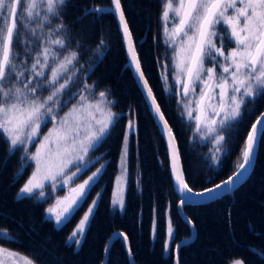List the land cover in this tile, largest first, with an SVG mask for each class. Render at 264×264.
Listing matches in <instances>:
<instances>
[{"label":"trees","instance_id":"1","mask_svg":"<svg viewBox=\"0 0 264 264\" xmlns=\"http://www.w3.org/2000/svg\"><path fill=\"white\" fill-rule=\"evenodd\" d=\"M121 4L144 75L174 132L189 186L199 192L233 175L247 133L264 111V97L246 105L241 119L229 131L220 167L214 169L205 157L206 149L192 145L190 127L179 114L178 98L163 87L161 68L168 58L161 27L163 1L121 0ZM110 5V0H67L63 8L61 22L66 26L70 48L77 49L85 60L93 52H101L86 82L94 84L96 91H107L113 100L112 110L121 117L106 142L94 154L89 153L92 160L102 157L99 162L72 182V186L83 183L105 164L86 202L62 229L56 230L54 221L45 218L52 198L17 199L34 166L21 159L20 151L8 154L7 144L0 137V229L9 233L8 240L0 239V247L27 256L34 264H102L114 232L127 236L136 264H175V245L191 234L178 212L180 198L164 139L126 66L116 20L112 14L86 13ZM129 120L134 121L136 130L129 137L128 184L124 211L120 213L113 211L111 202ZM45 131L44 127L42 133ZM93 200L97 201L96 208L81 244H67ZM184 213L193 223L196 237L181 248L179 264H231L235 260L264 264L258 255L264 253V140L259 143L255 167L241 187L209 204L186 205ZM169 221L173 235L167 245ZM107 264H130L122 239L113 243Z\"/></svg>","mask_w":264,"mask_h":264},{"label":"snow or ice","instance_id":"2","mask_svg":"<svg viewBox=\"0 0 264 264\" xmlns=\"http://www.w3.org/2000/svg\"><path fill=\"white\" fill-rule=\"evenodd\" d=\"M66 3L67 0H42L45 15L36 21L41 28L47 25L50 36L55 33V38H50L48 44L60 48H65L69 42L60 35L61 30L66 27L59 22L62 20ZM111 5L110 8L94 7L91 12L118 17L124 39L128 41V52L131 57L128 66H134L138 79L146 90L151 110L158 120L163 122L162 134L166 133L169 138L170 166L178 192L181 196L187 194L214 199L223 192L230 191L251 164L256 145L264 140V114L251 125L240 161L236 164L237 170L233 175L195 192L183 178V169L177 171L179 149L174 143L175 136L144 77L139 58L131 44V34L121 0H111ZM37 7L36 0H27V3L25 0H0V137L7 144L8 154L20 151L23 153L21 157L23 161L35 163V170L17 193V199L38 196L46 200L51 197V193L46 195L44 191L46 182H51L53 189H56L57 181H60L61 188L71 185L74 178L84 174L90 166L99 162L102 157L92 160L89 153L94 154L106 142L119 122L121 114L111 111L112 102L108 101L106 92H100L99 100L94 103L88 101L87 95L80 94L79 102L60 117L39 142L36 151L28 153L27 145L35 146V138L39 136L41 125L46 126L47 123L56 120L53 115L54 107L59 109L67 106L77 95L69 93V99L63 103L58 99L69 88L71 78L63 83L58 82L61 75L68 71V66L76 61L77 52L64 56L51 67L50 77L45 76L44 69L49 66L50 59L56 60L59 53L45 46L36 53L31 62L27 58L30 54L28 52L30 40L26 33L22 38V32L28 29L35 36V31L30 28L28 22L36 20L40 15L36 11ZM161 19L164 22L166 43L175 45L180 42L176 49L175 67L179 74L177 83L181 85L182 95L190 97L184 102L185 114L189 120H195L196 131L205 133V139L212 137L215 141V150L219 153L225 140L221 132L230 129L232 122L242 116V110L248 102L264 97V0H163ZM169 23L172 24L170 29ZM217 25H223L222 31H217ZM218 38L221 41L219 47L216 43ZM225 39L235 44L227 53L224 50ZM14 42L24 46V57L13 50ZM218 58H222L223 63H220ZM206 59L213 67L205 68ZM29 63L31 78L28 76ZM217 66L222 70L219 76L216 73ZM37 77H43V80L34 84L33 81ZM197 84L201 86L198 96ZM92 87L85 84L84 91L90 92ZM48 88L52 91L47 97L41 98L37 95L38 90ZM135 130L136 124L129 120L122 141L121 175L117 177L118 185L127 182L129 137ZM218 159V156H213V160ZM104 167L105 164H102L83 183L70 187L68 195L62 199L57 198L55 204L46 210L45 218L54 221L56 230L62 229L70 222L86 202L93 183ZM72 168L75 170L69 174ZM185 202V199L181 198L178 207H183ZM96 204L97 201L93 200L68 238L67 244H76L79 247L80 240L77 237H83ZM113 204H119L123 208V197L114 199ZM172 235L173 228L169 221V241ZM0 239L8 240L9 233L0 229ZM124 240L127 241V236ZM176 249H179V245H176ZM165 250H168L167 247ZM258 255L264 259V253ZM0 264H34V261L18 252L0 247ZM233 264L244 262L235 260Z\"/></svg>","mask_w":264,"mask_h":264},{"label":"rangeland","instance_id":"3","mask_svg":"<svg viewBox=\"0 0 264 264\" xmlns=\"http://www.w3.org/2000/svg\"><path fill=\"white\" fill-rule=\"evenodd\" d=\"M36 2L38 4L36 11L39 12L40 15L36 18V20L28 22L30 25V28L34 29L35 36H33L31 31H29L28 29H24L22 32V38H23V34L26 33L29 37V40H30V43L28 44V52L30 54L28 55L27 58L31 62L32 58L35 57L36 53L39 52L45 46L51 47L57 53H59L56 60L50 59L49 60V66L44 69L45 76L50 77L51 67H54L60 60L63 59L64 56L69 55L71 52H77L78 56H77L76 61H74L73 64L68 66V71L61 75V78L58 82V83H63L66 79L71 78V83L69 84V88L66 89L65 94L61 95L58 99L61 103H63L64 101L69 99V93H77V95L75 96V99H72L71 102L67 104V106L59 108V109L54 107L53 115H55L56 120L47 123L46 126H44L43 124L41 125L39 136H37L35 138V146H33L32 144L27 145L29 154L34 153L36 151V147L39 146V142L41 140H43V137L49 132L50 129H52L54 127V124L59 121L60 117H63L65 115V113H67L74 105H76L79 102L80 94L87 95L88 101L94 103L97 100H99V93L102 92V91H96L94 84H88L86 82V77H87L88 73L91 71V69L93 68L94 63L99 60V58L101 56V52L100 51L99 52H93L92 55L89 57V59L85 60L81 57V53L77 49L70 48L69 43H66L65 48H60L59 46H56V45H49L48 40L50 38H55V33L53 32V34L50 36L47 25H45V27H43V28H41L37 25L36 21L41 20L42 17L45 15V12H44V8H43L42 0H36ZM25 3H27V0H25ZM162 10H163V8H162ZM18 15H20L19 12H18ZM59 22H61V21H59ZM54 27H55V25H53V28ZM161 27H162L163 42L166 44V48L168 51V58L163 62V65L161 68V79L163 81L164 90L166 93L176 95V97L178 98L177 105H178L179 114H180V117L182 118V120L185 121L188 124V126L190 127L192 145L203 146L206 149L205 157L208 160L209 164L214 169H218L220 167L221 160H222L224 154L226 153L225 144H226V140L228 138L229 131L231 130L233 125L241 119L242 116L237 121L232 122V127L230 129L221 132V134L224 135L225 140H224L223 144L221 145L222 151L217 153L215 150V141L212 139V137L209 136L207 139H205L204 138L205 133H203V132L198 133L196 131L195 120L194 119L189 120L187 115L185 114L184 102L187 99H189L190 97H184L182 95L181 85L177 83V77L179 74H178L176 67H175L176 49L179 47L180 42L178 41L177 44H175V45H172L170 43H166L167 37L165 36V33H164V22L162 19H161ZM168 27L170 29L172 27V24L169 23ZM222 29H223V25H217V31L218 32L222 31ZM60 35H62L67 40L65 28L61 30ZM216 43H217V46L219 47L220 43H221L219 38L217 39ZM233 47H235L234 42L229 43L227 41V39L224 40V50L226 53ZM13 50L20 53L21 57L25 56V50H24L23 45H17L14 42ZM41 59H42V57H41ZM218 60L220 63H223L222 58H218ZM208 67H213V64L206 59L205 60V68H208ZM28 68H29L28 76H29V78H31L30 63L28 65ZM216 73L218 76L221 75V73H222V70L219 66L216 67ZM40 80H43V77H37L36 80L33 81V83L35 84L37 81H40ZM85 84L93 86L91 88L90 92L84 91V85ZM51 91H52L51 88H48L47 90L41 89V90H38L37 95L41 98H45L50 94ZM200 91H201V86L199 84H197V86H196L197 96L199 95ZM216 91L218 92L219 90L217 89ZM103 92L107 93L108 101L112 102L110 107H111V111L114 112L112 110L113 100L109 97V93L107 91H103ZM193 107H195V105H193ZM244 110L245 109L242 110V115H243ZM195 115H196V113L194 112L193 116H195ZM47 118L48 117H45V119H47ZM44 127H45L46 131H45V133H42V129ZM31 148H33L32 151L30 150ZM214 155L218 156L219 159L213 160ZM127 159H128V157H127ZM29 162H31V161H29ZM32 163H33L34 170H35V163L34 162H32ZM74 170H75L74 168L70 169L69 174L71 171H74ZM120 175H121V157H120V161H119V171H118V174H117V176L115 178V182H114V189H113L111 205H112L113 211H118V212L122 213L124 211V207H125V196H126L127 184H128V169H127V182L121 183L118 185L117 184V177H119ZM76 178H74V180ZM70 187H75V186H72V184H71V185L64 186L63 188H61L60 187V181H57V187H56V189H53L51 187V182H46V187H45L44 191H45L46 195L48 193H51L50 198H52V200H53L52 204L49 207H51L55 204V201L57 198L62 199L63 197L68 195ZM120 196H122L123 200H124V207L123 208H121L119 206V204H113V200L118 199ZM36 197H37V199L44 201V199H41L38 196H36ZM91 217H92V215L90 216V219H91ZM90 219H89V222H90ZM89 222L86 225L85 231L89 225ZM84 235H85V232L83 234V237H79V236L77 237V239L80 240V244L84 238ZM169 243H170V241H169V237H168L167 238V245H169ZM233 262L231 264H233Z\"/></svg>","mask_w":264,"mask_h":264},{"label":"water","instance_id":"4","mask_svg":"<svg viewBox=\"0 0 264 264\" xmlns=\"http://www.w3.org/2000/svg\"><path fill=\"white\" fill-rule=\"evenodd\" d=\"M110 1H111V0H110ZM110 7H112V5H110L109 7H101V8H110ZM91 9H93V8H91ZM91 9H89L86 13H93V12H91ZM98 14H100V13H98ZM113 16H114V18H115V20H116V23H117V25H118V28H119L120 33H121V36H122L123 45H124V49H125L126 57H127V65H126V66H127V67L130 69V71L132 72V75H133V77H134V79H135V81H136V83H137V86H138V88H139V90H140V92H141V94H142V96H143V98H144V101H145V103H146V105H147V107H148V109H149V111H150V113H151V115H152V118H153V120H154V122H155V124H156V126H157V128H158V130L160 131V133H161L163 139H164V142H165V145H166V148H167L168 159H169V167H170V172H171V166H170V165H171V155H170V150H169V146H168V140H169V138H168V136H167L166 133H163V134H162L161 128H162V126H163V122H162V121H159L158 118L155 116L154 112L151 110V106H150V104L147 102L146 90L142 87V84H141V82H140L139 79H138V74H137V73L135 72V70H134V66H132V67H129V66H128L129 63H130V59H131V57H130V55H129V52H128V41H126V40L124 39L123 31H122V26L118 23V17L115 16V15H113ZM129 32H130V29H129ZM130 34H131V32H130ZM131 44H132V46H133V48H134V51H135L136 55L138 56V54H137V50H136V47H135V43H134V40H133V37H132V34H131ZM139 62H140V61H139ZM141 68H142V67H141ZM144 77H145V75H144ZM145 79H146V77H145ZM146 80H147V79H146ZM148 86L150 87L149 83H148ZM150 88H151V87H150ZM152 92H153V91H152ZM153 95H154V93H153ZM156 101H157V100H156ZM157 103H158V102H157ZM160 110H161V108H160ZM161 113H162V111H161ZM162 114H163V113H162ZM262 114H264V111L258 116V118H260V117L262 116ZM163 116H164V114H163ZM164 119L166 120L165 116H164ZM166 121H167V120H166ZM255 121H256V120H255ZM254 123H255V122H254ZM168 125H169V123H168ZM169 127H170V125H169ZM250 130H251V128H250ZM250 130H249V131H250ZM172 131H173V130H172ZM173 135H174V132H173ZM174 136H175V135H174ZM245 142H246V141H245ZM174 143H175L176 147L179 149L178 144H177V141H176V138H175ZM259 143H260V142H259ZM259 143L256 145L255 155H254V158H253L251 164L247 167V171L245 172V174H244V175H243V176L237 181L235 187L232 188L230 191L223 192L220 196H218V197H216V198H214V199H209L207 196H205V197L188 196L187 194H185L184 196H181V194H180V193L178 192V190H177V187H178V186L176 185L175 180H174V177H173V174H172V172H171L172 181H173V184H174L175 190H176V192H177L179 198H180V199L183 198V199H185V201H186L183 207H178L179 215L181 216L182 220H183L185 223L188 224V226L190 227V230H191V234H190V236H189L188 238H185V239L179 241V242L176 244V245H179V249H178V250L176 249V245H175V248H174V262H175V264H177V258L179 259V257H180V251H181V248L184 247V246H186V245H188V244H190L191 242H193L194 239H195V237H196V230H195V227H194L193 223H192V222L188 219V217L185 215V213H184V207H185L186 205H205V204H209V203L215 202L216 200H218V199L221 198V197H224V196H226V195H230V194H232V193H233L234 191H236L239 187H241L242 184H244V183L246 182V180L249 178V176L251 175V173H252V171H253V169H254V167H255L256 160H257V155H258V150H259ZM244 145H245V144H244ZM176 166H177V171H179L181 168L183 169L182 161H181V157H180V152H179V158H178V160H177V162H176ZM236 170H237V169H236ZM183 178L185 179L184 171H183ZM185 180H186V179H185ZM195 192H197V191H195ZM189 221H190V222H189ZM125 236H126V235L123 234L122 232H114V233L111 235V237H110L109 240H108V243H107L106 249H105L104 260H103V263H102V264H107L110 249H111L113 243L115 242V240H117V239H122V240L124 241L125 248H126V252H127V256H128V259H129L130 264H136V263L134 262V260H133V256H132V254H129V249H130V247H129V241H128V238H127V241L124 240V237H125Z\"/></svg>","mask_w":264,"mask_h":264}]
</instances>
